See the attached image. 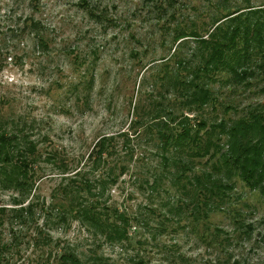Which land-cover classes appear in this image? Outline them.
I'll return each instance as SVG.
<instances>
[{
	"label": "trees",
	"instance_id": "obj_1",
	"mask_svg": "<svg viewBox=\"0 0 264 264\" xmlns=\"http://www.w3.org/2000/svg\"><path fill=\"white\" fill-rule=\"evenodd\" d=\"M169 1L163 4L160 0L156 10L164 12ZM243 1H209L213 13L208 29L204 28L206 22L196 25L193 18L172 27L170 41L174 47L171 56L160 61L158 70L154 68L156 88L147 95L150 104L146 110L133 105L135 117L119 137L99 135L85 165L59 179L48 204L34 194L42 170L39 165L47 162L63 175L68 173L66 160L51 149L40 152L28 135L0 125V191L10 192L12 204L9 208L0 205V264H12L9 257L25 240L28 228L34 234L28 243L41 249V264H115L95 253L83 259L69 246L52 254L51 248L60 244L52 241L43 224L37 225L38 211L50 217L53 213L64 227L74 220L90 232L93 240L116 245L121 251L131 245L129 231L138 224L151 233V239L153 232L168 231L165 222L176 228L190 226L192 233L209 240L207 243L220 251L244 236L249 239L252 224L242 219L244 211L236 206L233 195L236 181H241L246 189L259 194L264 205V100H249L239 109L218 102L217 95L223 88L234 97L243 96L246 90L256 94L252 91L255 86L264 92V2ZM81 2L85 4V0ZM87 11L93 19L103 18L101 11ZM23 19L18 33H29L34 44L45 49L41 21L32 15ZM191 45L192 62L182 53ZM216 104H223L227 116L208 119L205 106L215 113ZM230 110L235 115L229 116ZM130 137H135L137 144H131ZM115 138L123 143L119 149ZM139 145L145 146L140 152L143 157L157 160L134 182L152 201L166 198L145 207L157 218L156 225L148 223L149 217H135L124 209L105 205L108 190L128 171V161H133ZM214 213L228 215L236 224L232 229L235 234L215 225L211 221ZM5 227L9 229L8 238L3 237ZM144 243L138 240L136 246ZM138 248L137 255L126 262L149 264V259L141 255L143 249ZM174 253L169 251L161 262L169 263L173 257V264H182L184 255L174 257Z\"/></svg>",
	"mask_w": 264,
	"mask_h": 264
},
{
	"label": "rangeland",
	"instance_id": "obj_2",
	"mask_svg": "<svg viewBox=\"0 0 264 264\" xmlns=\"http://www.w3.org/2000/svg\"><path fill=\"white\" fill-rule=\"evenodd\" d=\"M159 1L85 0L84 4L81 0H0V125L18 131L19 135H28L29 140L38 144L40 152L54 150L68 164V173L63 175L59 168L47 162L39 165L42 170L39 169L41 174L34 194L45 204L50 202L49 195L60 178L85 165L82 166L99 135L119 137L135 117L133 105L146 110L150 104L147 95L156 88L155 69L158 70L163 57L171 56L174 47L170 41L172 27L186 24L188 18H193L196 25L204 21V28L210 27L208 20L213 11L208 2L211 0H170L160 13L155 8ZM87 9L101 11L103 18L93 19ZM27 15L41 21L45 49L36 46L29 33H18ZM192 47L182 50L191 62ZM257 89V86L252 89L256 94L246 90L243 96L234 97L223 88L217 93L218 102L243 109L249 100H264V92ZM223 104H216L215 113L205 106L206 117H226ZM233 111L228 115H235ZM115 140L119 149L123 143L120 138ZM130 140L131 144H137L135 137ZM144 148L139 145L134 149L128 171L108 190L105 205L119 211L124 209L135 217L138 214L149 217L148 223L156 225L157 218L145 207L166 200L165 196L152 201L134 182L135 177L145 175L146 169L157 160L143 157L140 152ZM9 193L0 191V205L8 208L12 206ZM233 198L244 211V222L252 224L250 236L249 239L235 237L238 240L222 251L192 233L190 226L176 228L170 222H165L169 227L167 232H153L154 239L144 225L131 227V245L124 251L116 245L93 240L90 232L74 220L64 227L53 213L50 217L38 211L37 225L43 224L41 227L52 241L59 242L60 245L51 248L52 254L69 246L83 259L95 253L115 264H128L126 261L137 255L139 247L149 264H164L161 259L169 251L175 252L174 257L182 253V264H264V205L259 194L236 181ZM211 221L224 230L232 231L236 226L223 213L212 214ZM4 230L3 237L8 238L9 229ZM27 232L19 249L9 257L12 264L42 262L41 249L28 243L34 235L32 229L28 228ZM138 240L145 243L136 246ZM161 245L170 248L165 250ZM172 261L165 264H173Z\"/></svg>",
	"mask_w": 264,
	"mask_h": 264
}]
</instances>
